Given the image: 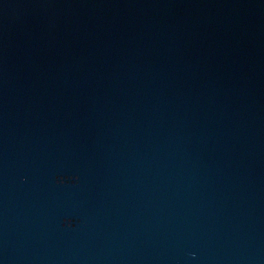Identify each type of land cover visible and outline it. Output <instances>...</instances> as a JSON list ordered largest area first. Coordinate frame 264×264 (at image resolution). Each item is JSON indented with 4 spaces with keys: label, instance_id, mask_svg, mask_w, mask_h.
Listing matches in <instances>:
<instances>
[{
    "label": "water",
    "instance_id": "obj_1",
    "mask_svg": "<svg viewBox=\"0 0 264 264\" xmlns=\"http://www.w3.org/2000/svg\"><path fill=\"white\" fill-rule=\"evenodd\" d=\"M0 264H264V0H0Z\"/></svg>",
    "mask_w": 264,
    "mask_h": 264
}]
</instances>
